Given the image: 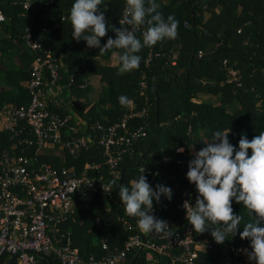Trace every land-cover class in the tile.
<instances>
[{
    "label": "trees",
    "instance_id": "1",
    "mask_svg": "<svg viewBox=\"0 0 264 264\" xmlns=\"http://www.w3.org/2000/svg\"><path fill=\"white\" fill-rule=\"evenodd\" d=\"M47 1L30 0L25 11L23 0H0V110L27 104L26 82L34 61L46 55L56 61L58 80L51 88H43L44 94L50 93L45 104L51 113L66 117V127L74 129H61V139L83 137L85 145L78 153L70 154L47 143L38 161L54 169L72 170L75 175L87 164H96L99 168L88 173L101 179L90 203H85L81 195L73 197L71 211L56 226L55 234L63 241L68 239L71 249L83 258L118 251L134 235L160 244L161 234L142 232L137 218L126 215L118 186L130 187V181L137 179L144 167L154 190L158 184L172 189L170 200L161 196L159 202L154 201L152 214L177 227L182 222L181 187L184 185L195 200L198 196L195 185L186 178L188 164L194 159L192 150H201L215 131L228 127L229 142L237 148L242 135L251 140L264 131V0H156L165 19L173 15L179 21L178 35L174 40L142 47L137 53L141 57L139 68L123 74L118 72L117 54L121 50L101 53L92 48L86 52V42L72 38L66 17L74 0ZM145 4L148 6L147 0ZM125 6L126 0H102L100 10L104 11L109 31L101 38V46L108 38H115L112 28L133 29L119 23ZM26 13L31 39L41 48L36 53L24 43ZM145 28L142 25L134 29L141 42ZM94 57L99 62H94ZM92 76L98 77V93L91 105L87 94ZM121 95L132 103L121 105ZM200 96L207 98L197 102ZM229 105L235 106L232 112L226 111ZM142 110L143 118L130 119L127 125L136 129L143 120L144 136L120 155L112 175L97 143L95 125H111ZM9 136V132H0V152H10L8 147L15 140ZM101 187H106L107 192L103 193ZM231 206L235 215L243 217L237 234L217 244L210 231L199 234L192 230L195 239L206 240L211 246L208 253H197L194 264H219L226 251L250 241L242 240L239 233L245 223L255 219V214L250 216L235 200ZM260 226L264 227V222ZM103 244L106 250H102ZM136 252H128L124 264ZM144 254V250L140 251L132 264H146ZM34 259L37 264H58L54 256L37 255ZM153 260V264H176L166 257L155 256ZM0 264L15 261L3 254Z\"/></svg>",
    "mask_w": 264,
    "mask_h": 264
},
{
    "label": "built area",
    "instance_id": "2",
    "mask_svg": "<svg viewBox=\"0 0 264 264\" xmlns=\"http://www.w3.org/2000/svg\"><path fill=\"white\" fill-rule=\"evenodd\" d=\"M29 3L30 0H23L25 11H28ZM51 3L52 0L47 1V4ZM25 18L24 43L32 52H39L40 46L31 39L28 13ZM2 20L0 14V22ZM57 80L56 61L48 55L39 58L32 63L30 78L26 82L27 104L17 108L4 106L0 110V132H9V139L15 140L8 147L10 152H0V255L12 257L15 264H37L34 259L37 255L54 256L58 264H124L128 252L144 250L146 264H153L155 256L166 257L176 264H194L198 252L208 253L211 246L206 240L194 238L192 226L186 219L183 204L188 201L195 206L196 200L184 185L179 194L182 222L177 227H171L167 222L172 235L161 233L160 244L145 242L139 235H134L118 251L107 252L98 258H83L71 249L68 239L63 241L55 234L56 226L71 211L73 197L81 195L85 203H90L101 179L88 173L99 168L96 164H87L75 175L72 170L54 169L38 161L39 152L47 143L70 154L78 153L85 145L83 137L61 139L60 131L66 127L67 119L47 109L45 99L50 93L44 94L43 88H51ZM54 105L58 106L57 103ZM144 115L142 110L111 125H95L99 133L97 143L110 174L113 175L112 170L120 155L134 140L144 136L146 123L143 120L136 129L130 128L127 121L133 118L141 120ZM66 128L74 131L68 125ZM18 148L20 150L16 152ZM100 189L107 192L106 187ZM123 225H126L124 221ZM102 250H106L104 244ZM250 252L249 241L226 251L219 264H254L249 260Z\"/></svg>",
    "mask_w": 264,
    "mask_h": 264
},
{
    "label": "clouds",
    "instance_id": "3",
    "mask_svg": "<svg viewBox=\"0 0 264 264\" xmlns=\"http://www.w3.org/2000/svg\"><path fill=\"white\" fill-rule=\"evenodd\" d=\"M102 0H74L66 19L72 27V38L83 40L90 48H97L101 53L111 49L121 50L118 55L120 74L139 68L141 57L137 55L142 47L155 46L164 40H174L178 35L179 21L168 15L165 19L158 11L156 0H126L120 25L127 27L112 28L115 38H108L101 46V38L109 31L104 11L100 10ZM146 25L141 39L134 29ZM121 105L132 101L125 95L118 97ZM230 128L215 131L210 142L205 143L194 159L188 164L186 178L194 184L198 196L195 206L186 201L183 207L186 219L192 230L202 234L210 231L217 244H222L228 236H235L243 219L235 215L232 201L242 204L248 214H255V219L245 223L240 238L250 240L249 260L255 264H264V131L251 140L241 136L238 148L229 142ZM183 151V149H180ZM250 151V155H249ZM141 175L130 181V187L120 184L118 196L124 205L127 216L137 218L138 228L147 234L172 235L166 221L152 214L153 203L161 196L171 199L172 189L157 185L155 190L148 183L145 168H140ZM116 181H113L115 184Z\"/></svg>",
    "mask_w": 264,
    "mask_h": 264
},
{
    "label": "crops",
    "instance_id": "4",
    "mask_svg": "<svg viewBox=\"0 0 264 264\" xmlns=\"http://www.w3.org/2000/svg\"><path fill=\"white\" fill-rule=\"evenodd\" d=\"M92 48L88 47L87 44H86V47H85V51H89L91 50ZM94 62L95 61H98V58L94 57L93 58ZM99 62V61H98ZM90 90L87 94V101L89 103H91V105L95 102L96 100V97H97V93H98V77L97 76H92L90 78ZM62 91V89H60V92ZM67 100V99H66ZM65 103H67V101H64ZM71 114V112L69 113V115ZM172 223L174 224H177L175 221H173Z\"/></svg>",
    "mask_w": 264,
    "mask_h": 264
},
{
    "label": "rangeland",
    "instance_id": "5",
    "mask_svg": "<svg viewBox=\"0 0 264 264\" xmlns=\"http://www.w3.org/2000/svg\"><path fill=\"white\" fill-rule=\"evenodd\" d=\"M206 98H207L206 96H200L198 99H196V101L199 102V101L204 100V99H206ZM212 102H213L214 104H216V101H215L214 99L212 100ZM234 108H235L234 105H229V106L226 107V111H227V112H232ZM199 151H200V150H198V149H193L191 153H192L193 156H195V153H197V152H199Z\"/></svg>",
    "mask_w": 264,
    "mask_h": 264
},
{
    "label": "water",
    "instance_id": "6",
    "mask_svg": "<svg viewBox=\"0 0 264 264\" xmlns=\"http://www.w3.org/2000/svg\"><path fill=\"white\" fill-rule=\"evenodd\" d=\"M193 51H191V55H190V60H191V58H192V53ZM138 165V163L136 164V166ZM121 178H119V180H120ZM142 240H143V238H142ZM140 252V250H137V252H136V254H135V256L129 261V263L128 264H132L133 262H134V260H135V258L137 257V255H138V253Z\"/></svg>",
    "mask_w": 264,
    "mask_h": 264
}]
</instances>
